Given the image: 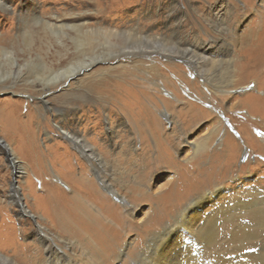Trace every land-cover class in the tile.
<instances>
[{"label": "rangeland", "instance_id": "1", "mask_svg": "<svg viewBox=\"0 0 264 264\" xmlns=\"http://www.w3.org/2000/svg\"><path fill=\"white\" fill-rule=\"evenodd\" d=\"M0 1L6 2V5L0 4V138L3 140V142L0 140V252L15 258L19 264H44L42 260L46 257V251L40 249V237L36 234L35 220H37L48 227L50 234L57 240V244L65 246V250L71 257L80 259L82 256V251L78 249V246H81L86 237L84 233L74 234L72 227L67 222L66 224L57 222L52 224L42 217L37 218V216L45 214L48 220L50 217L52 218L49 209L47 207L46 209L43 207V209L41 205L45 195L43 188L46 187L49 190L48 194L56 195L60 192L69 196L70 190L73 188L71 186L73 182L70 179L72 178L71 172L78 176L82 171L79 162L81 164L87 163L81 151L65 135L61 134L60 128L63 127L72 132L79 129L88 137L91 136L89 138L93 143L99 147L102 146L99 149L105 152L106 157L109 161L111 160L110 163L113 167L115 166V170H109L113 175L108 174L107 177L121 190L120 193H123L125 199L137 204V208L130 215L131 217H128V212L123 208L124 206L110 196L111 205L114 207L112 211L118 216L114 232L110 235L114 248H112L111 255L116 257L128 239H139V245L135 246L136 248L129 249L128 247L125 250L126 247L124 246V252H121L118 259L115 260L116 264H142L145 256L150 252L149 244L152 237L159 231L163 233L169 225H177L181 210L190 202L197 200L204 202L202 219L205 218L206 214L210 215L216 212L215 220L212 218V221H209L205 228L207 230L214 227L216 233L211 243L203 244V242H199L201 241L199 239L197 245L193 247L194 245L190 246L192 240L190 234L187 231L184 232L183 236L186 241L180 244L184 249L177 252V254L180 253L178 255L182 261L186 262L191 258V262L189 261L191 264H237L242 258L251 260L250 256L253 252L261 253L264 249V218L260 219L253 216L252 210L254 209L251 207L257 206L258 208H256L259 210L264 209V111L261 110L263 102L259 100L261 95H264V77H262L264 66L258 69L259 74L254 75L253 78H247L243 83L229 86L225 88L226 90L219 89L216 91L215 87H209V89L201 73L194 71V68L181 57H170L169 59L162 54L141 57L149 62L178 64L177 68L172 70L164 66L161 72L162 74L164 72L163 75L169 77L179 87V90L174 87V84L169 85L167 83L168 85L164 84L163 88L154 85L149 90L147 88L145 98L141 94L136 95L137 99H145L147 106L155 107L153 103H156L158 107L160 105V112L155 111L160 118H163V126L166 130L162 131L165 135H169L168 138L170 139L168 143H163L162 139H158L159 142L156 144L152 135L149 134V143L151 142L152 149L160 152L159 156L163 160L162 162L165 161L167 167L163 168L160 174H156L154 179L146 181L145 188L141 186L138 188L139 185L130 188L129 186H133V184L130 183L128 186L127 182H132L131 176L140 173L139 167L148 155L149 146L142 143L138 154L126 159L119 154L116 156L110 152L112 150V146L109 145L111 144L110 137L103 144L101 138L104 135L98 136L97 133L101 132L102 127L106 133H109L104 126L107 121L106 115H112L115 128L122 124L117 130L129 129L126 123H123L122 115L128 117V125H134L131 113L140 106L139 103L128 104L127 107L129 105L130 107L126 110L120 106V98H122L120 96L108 102L99 101L102 106L86 102V98L92 92V85L90 84H92L93 76L90 74L108 65L107 61H100L86 70L85 73L73 77L64 86V91L55 82L49 83L53 90L52 93H49V90H44L41 82L36 78L37 73L48 72L41 70L43 66L46 64L48 68L52 69L66 67L69 63L77 60L78 53L75 52L74 48H71L66 56H61V53H64L62 47L51 41V38L46 35L40 25L33 27L31 24L34 13L42 12L49 17L50 13L59 10V12L64 13V17H68L70 20H76V15L82 13L89 17L90 23H98V20L103 19L108 22L107 25L114 26L115 23L120 22L118 18L121 16L119 13L108 14V10L113 12L118 8L116 5L113 6L116 8L115 10L110 7L114 1L107 0L106 3L105 0V3L101 4L97 0H72L67 4L57 0L59 2L57 5L53 4L56 0ZM171 1L128 0L129 5H126L122 11L124 23L130 24L134 19L141 18L144 26L146 25L148 28L150 25H154L153 22L147 23L146 21L149 13L156 16L153 17V21L161 27L167 20ZM179 1L186 5L181 6L179 12L184 13L186 11L190 15L185 23L186 27L181 28V37L187 42L196 43L201 48L205 45L215 48L213 41L218 35H222L216 33V29L211 28V25L216 12L218 10L224 11L222 6L220 7L224 1L194 0L200 2L194 7L203 3L199 13H193V10L187 6L186 0ZM247 1L237 0V3L240 6L251 5L248 7L250 8L249 12H252L256 4L257 6L261 4L260 0L257 3L250 2L251 0ZM85 10L88 14L85 13ZM251 18L252 13L247 20ZM24 20L30 23L26 24ZM159 21L162 22L160 25H158ZM124 23L122 21L121 25ZM245 24L237 27V32L241 33ZM27 30H30L29 33L26 32ZM163 31L165 32L164 29ZM123 60L125 59L123 58ZM211 72L213 73H211L212 76L219 75L225 72V68L219 64ZM145 74V72L137 71L136 76L132 77V83L140 84ZM180 78L185 82L183 83ZM196 81L197 83L192 89L191 84ZM144 88L146 87L144 86ZM171 90L176 92L178 96L180 95L181 100H193L194 104L212 110L213 113L202 118L204 120L197 125L192 122L183 123V120L174 112L175 109L167 104L168 102L162 104L160 101L162 97L168 101H174L176 97ZM246 94L252 96H249L248 99ZM100 97L103 99L101 95ZM249 104L251 105L249 106ZM95 105L100 108V111L97 112L98 109ZM164 105H167L171 115L178 117V121L181 122L172 136H170L172 134L170 131L175 124L173 119L169 121L164 119V115L161 113V110H164ZM232 105L234 107L230 108ZM178 106L180 107L181 104ZM218 117L223 120V127L233 137L228 136L227 142L232 140L236 145L232 143L228 149L222 148L221 144L225 133L224 130H221L219 133L213 132L211 139H208L204 147L196 152L192 142H197L208 135ZM95 118L99 120L98 125L102 126L101 128L97 127ZM133 128L135 129V127ZM29 129L34 131L31 136L28 132L31 131ZM182 130L185 133L183 135ZM105 136L107 138V134ZM121 136L122 140H116L121 143L125 142L124 139L128 140L125 133H122ZM135 139L140 142L139 136ZM4 143L8 144L11 152L2 146ZM161 148H165V150L167 148L166 153ZM175 148L177 150H174ZM13 156H16L15 159L22 165L14 166L11 161ZM149 163L150 160L147 161V164ZM113 178L118 180H113ZM173 180L174 182L171 184ZM95 183L97 187L100 186L99 180L95 179ZM162 183H167V187L161 188ZM14 186L20 187L22 201L29 209L31 216L28 214L21 216L18 205L12 203L11 195ZM162 189L167 191L163 197L159 198L156 194L163 191ZM167 194L169 195L167 196ZM93 205L96 208L99 205L98 201H93ZM247 206L249 209H245ZM230 214L236 215L233 220L228 219ZM107 218L110 219L111 216L109 215ZM240 228L241 235L233 238L231 234L239 231ZM67 243L70 244L71 248L70 246L67 248ZM201 244L200 251L194 253ZM72 250L77 251L76 257L74 254L71 255ZM255 257L257 260L259 259L257 255Z\"/></svg>", "mask_w": 264, "mask_h": 264}, {"label": "bare ground", "instance_id": "2", "mask_svg": "<svg viewBox=\"0 0 264 264\" xmlns=\"http://www.w3.org/2000/svg\"><path fill=\"white\" fill-rule=\"evenodd\" d=\"M63 1L69 4L72 0H59L60 3ZM113 1L114 2L110 7L113 8V6L116 5V7L118 8H113V10L116 9L113 12L111 10H108V14L110 15L112 13H119V15H121L118 18L120 22L115 23L114 26L110 24L107 25L108 22L103 19V21L98 20V23H90L89 17L86 16V14L84 15L82 13H78L76 15V18L78 20H70L68 19V17H64V13H61V11L59 12V10L57 12L50 13L49 17L42 12L34 13V17L32 18L33 23H31L32 26L35 27L36 25H40L46 35L51 38V41L57 43L62 47L64 53H61V56H66L67 52L71 48H74L75 52L78 53L77 60L69 63L66 67L52 69L48 68L45 64L41 70H46L48 72H44L42 74L37 73L36 78L41 82L42 88L44 90H49V93L53 92L52 87L49 86L50 82H55L57 86L64 91V86L69 80L73 79V77H76L80 73H85L86 70H89L100 61H107L109 63L108 65L104 66V68H99V70H95L92 74H90L91 76H93V80L91 82L92 84H90L92 85V92L89 93L88 97L86 98V102L102 106V103L100 102H108L109 100L112 101L115 99V97L117 99V96H120L122 97L120 98V106L123 109L129 108L130 105L129 107H127L128 104L134 105L139 103L140 106H138L134 112L131 111V118L134 120V125L130 124L132 129L130 125L127 124L128 117H126L125 115H122V119H124L123 123H126L129 129L123 128L121 130H117V128L122 124H119V126L115 128L113 125L112 115H106L107 121L106 123H104V126H106V130H108L109 133H106L104 129H102L103 127L98 125V123L100 122L97 118H95V123H97V127H102L100 133L96 131L98 132V136H101L102 134L105 136L107 134V138H105L106 136H103L102 138L100 137L101 140H103L101 143H106V141H108V138L110 137L111 144L109 145L112 146V150L110 152L116 156L119 154L123 158L127 159L129 158V156L138 154L142 143H145L147 146H149L147 150L148 155L143 159L142 165L141 167H139L140 173H136L137 175L134 174L133 176H131L132 182H127L128 186L130 185V183L133 184V186H129L130 188H135L138 185V188H140V186L144 187L146 181L154 179L156 174H160L162 169L167 167L165 161L162 162L163 160L159 156L160 152L158 153L157 150L152 149L150 144L151 142L149 143V134L152 135L153 139L155 140L154 143L156 144H158L159 142L157 141L158 139H162L164 141H162L163 143H168L170 138H168L169 135H165L164 131H162L166 130L165 126H163V118H160L155 111L160 110V105L158 107L156 103H153L155 104V107H150L149 105L147 106V104L145 103V99H137L136 95L141 94V96L145 98V90H147V88L149 90L152 85L158 88H163L164 84H174V87L178 88L179 90V87L169 77L164 76V72L163 74L161 72L162 67L164 66L172 70L174 68H177L178 64L171 62H167L166 64H160L159 62L151 61L149 62L141 57H152L155 54H162L163 56L169 57V59L170 57H181L194 68V71H197V73H201L202 78L208 85V88L215 87L216 91L219 89L223 90L229 86H236L238 84H241L245 80H247V78H253L254 75L256 76L257 74H259L257 72L258 69L264 66V0H260L261 4L258 6L256 4V7H253L254 9L251 8L253 9L252 12H249L250 8H248L251 5L247 6L246 4H244V6H240L237 3V0H223L224 2H221L222 5H220V7L222 6L224 11L218 10L215 14V18L212 21V25L209 23L211 25V28L216 29V33L222 35H218V37L213 41V46L215 48L210 46L207 47V45L201 48L196 43H191L189 40V42H187L185 39H183V37H181V28L186 27L185 23L190 18V15L186 11H184V13L179 12V8L181 6H186L179 0L171 1V8L167 14V20L166 22L163 21L165 24L161 27L157 26L155 24L156 22L153 21V17L155 15L153 16L152 14L148 13L146 18L147 23L153 22L154 24L150 25L148 28H146V25L144 26L141 18L134 19V21L130 24L124 23L125 19L124 17H122V11L126 5H129V2L128 0ZM186 1L187 6H189L193 10V13H199V9H201L203 6V3H201L200 5H198V7H194L195 4L200 3L199 1ZM252 1L257 3L258 0H251L250 2ZM59 2L56 0L55 2H53V4L57 5L59 4ZM97 2L103 4L105 3V0H97ZM0 4L6 5V2L0 1ZM253 6H255V4ZM85 13L88 14L87 10H85ZM250 13H252V18L247 20L250 16ZM122 21L124 25H121ZM24 22L26 24L30 23H27L25 20ZM161 23L162 22H160L158 25H160ZM244 23L246 24L244 26V29H242V32H237V27H240ZM163 29L165 30V32L163 31ZM29 31L30 30H27L26 32L29 33ZM123 58L125 60H123ZM219 64H221L225 68V72L220 73L219 75L212 76L211 70H213V68L217 67V65ZM137 71L145 72L146 74L143 76L142 81H140L141 83L136 85V83H132V77L136 76ZM262 77H264V75ZM180 80L182 79L180 78ZM182 82L184 83L185 81L182 80ZM196 83L197 81L191 84V86H193L191 87L192 89L194 88V85ZM144 86L146 88H144ZM135 87H137V89H135ZM100 95L103 97V99L100 97ZM174 95L176 97L174 101H168L163 97L162 99H159L162 104H166V102H168L167 104L175 109L174 112H176L177 116L183 120V123L192 122L197 125L200 121L204 120L202 118H205L207 117V115L213 113L212 110H208L204 107L202 108L198 106V104H194L193 100H181L180 95L178 96L176 92H174ZM246 95L248 99L250 98L249 96H252L248 94ZM254 98L256 99V97ZM259 100L260 102L261 100L263 102V108L261 110L264 111V95H261V98H259ZM250 101L251 100H249V102ZM239 103L241 102L239 101ZM179 104H181L180 107L178 106ZM97 105L95 106L96 109H98V112L100 111V108H98ZM250 105L251 104H249V106ZM233 107L234 106L232 105L230 108ZM161 113L162 115H164L165 120L169 121L173 119L174 121L175 126L170 131L172 132L170 136H172L181 122L178 121V117H173L174 115H171V112L168 111L167 105H164V110H161ZM5 115L7 114L5 113ZM131 118L129 119V122ZM223 125V120L218 117L217 121L213 123L212 131L208 135L197 142H192V146L194 147L195 151L197 152L201 149V147H204V144H206L208 139H211L213 132L219 133L221 132V130H224L225 133L223 137V143L221 144L222 148L228 149L232 143L236 145V143H234L232 140L227 142L228 136H230L231 138L233 137L231 136V134H229V131L225 127H223ZM133 127H135V129ZM60 129L61 134L65 135L66 138H68L72 142V144L81 151L87 163H83L85 164L83 165L78 160L79 166L80 168H82V171L78 176L73 175V173L71 172L72 178L70 179H72L73 185L71 186L73 188H71L69 196L66 195V193L63 195L60 192L56 195H52L53 193L48 194L49 190L46 187L43 188V190L45 191L43 193L45 195L43 197L41 205L42 208L45 207L46 209L47 207L49 209L52 218L50 217V220H48V217L45 216L46 214L37 216V218L42 217L44 220L49 221L50 223L52 222V224H54V222H57L59 224H66L67 222L69 223V226L72 227L74 234L84 233L86 237L83 239L81 246H78V249L82 251V256L80 257V259L71 257L70 254L65 250V246L57 244V240H55L54 236L50 234L48 227L35 220L32 216L36 224V234L40 237V249L42 248L46 251V257L42 261H44V264H116L115 260L118 259V256L121 252H124V246L126 247L125 250L128 247L129 249L136 248L139 245V239H128L124 242L123 248L120 249L116 257H113L111 255V251L114 248L110 235L112 232H114V227L115 223H117L118 221V216L117 213H113L114 211H112L114 210V207H112L111 205L110 196L116 202L121 203L122 206H124L123 208L128 212V217H131L130 215L132 211L137 208V204L125 199V197L122 195L123 193H120L121 190L118 189L116 184L107 177L108 174H110V176L113 175L111 171L109 172V170H115V166L113 167L112 163H110L111 160L109 161V159L105 155V152H102L99 149L102 147L101 145V147H99V145L93 143L89 138L91 136L88 137L86 133L81 132V130L79 129L73 132L71 130H66L63 127H61ZM29 130H31L28 131L29 135L31 136L34 131L32 132V129ZM120 133L121 135L122 133H125L128 140L124 139L125 142L123 143L117 141L116 139L119 140L122 137ZM183 134L185 133L182 130V135ZM137 136H139L140 142L135 139ZM1 142H3V140H1ZM2 146L11 152L10 147L7 143H4ZM162 150L166 153L167 148L166 150L165 148ZM174 150L177 149L175 148ZM15 158L16 156H13L11 158L14 166H17V164L22 165ZM147 159L150 160L149 164H147ZM133 165L137 166L135 164ZM140 175L142 178L140 177ZM95 179L99 180L100 186L97 187L95 185ZM113 180L118 179L113 178ZM59 181L61 182V180ZM173 182L174 180L171 181V184ZM61 183L66 184L65 182ZM166 184L167 183H162L160 187L165 188L167 187ZM76 185H78L79 187H77ZM162 190L163 191L156 194L157 197L160 198L164 196L167 190ZM168 195L169 194H167V196ZM11 200L12 203L18 205L21 216H24L26 214L31 216L29 209L22 201L20 187H13ZM95 200L99 203L96 208L93 205V201ZM256 207L257 206L251 207L252 209H254L252 210L254 213L253 216L260 219L264 218V209L259 210L257 209L258 207ZM237 209L238 207L236 208V210ZM245 209H249V206H247V208ZM203 210L204 202H201L200 200L194 201L192 203L190 202L185 208H183L179 214L177 225H169L168 228H165V231L163 233L159 231L152 237V240L149 244L150 252L145 256L142 264H191V258L189 259L190 262H184L179 258L180 255L178 254L180 253L177 254L178 251L180 252L184 249V247L180 245L186 241V238L184 239L183 233L187 231L188 234H190L189 236L192 239L190 246L194 245L193 247L197 245V240L199 241V239H201V241L199 242H203V244L211 243L213 241L212 238L216 233V229L214 227L213 229H205L209 221H212V218H214L215 220L216 212L210 215L206 214L205 218L202 219L201 215L204 212ZM109 215L111 216L110 219L107 218L109 217ZM235 216L236 215L232 216L230 214L228 216V219L233 220ZM240 230L241 228L239 229V231L232 233L231 236L233 238H236L237 236L241 235ZM75 241H77L76 238ZM66 246L68 248L70 244L67 243ZM199 246L200 247L197 248L194 253L200 251L202 244ZM72 254H74L75 257L78 255L77 251L73 250L71 252V255ZM256 255L259 258L258 260L257 257H255ZM195 257L197 256L195 255ZM250 258L251 260H249L248 258H242L240 261L238 260L239 262L237 264H264V249L260 254L253 252ZM0 264L19 263L10 255H6L0 252Z\"/></svg>", "mask_w": 264, "mask_h": 264}]
</instances>
